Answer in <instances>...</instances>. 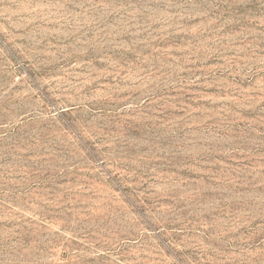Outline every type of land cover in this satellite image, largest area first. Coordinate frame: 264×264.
Returning a JSON list of instances; mask_svg holds the SVG:
<instances>
[{"label":"rangeland","instance_id":"374dc122","mask_svg":"<svg viewBox=\"0 0 264 264\" xmlns=\"http://www.w3.org/2000/svg\"><path fill=\"white\" fill-rule=\"evenodd\" d=\"M0 264H264V0H0Z\"/></svg>","mask_w":264,"mask_h":264}]
</instances>
